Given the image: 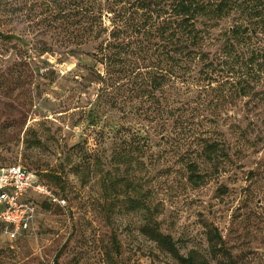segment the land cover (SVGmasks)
<instances>
[{"label":"rangeland","instance_id":"374dc122","mask_svg":"<svg viewBox=\"0 0 264 264\" xmlns=\"http://www.w3.org/2000/svg\"><path fill=\"white\" fill-rule=\"evenodd\" d=\"M15 2L12 20L0 17V31L25 40L0 38V167L37 173L67 205L36 197L37 230L15 241L0 234V264H264V142L231 128L264 130V96L218 109L219 89L166 85L155 95L173 99L188 122L156 128L138 114L148 88L102 84L104 66L87 55L93 42L70 52V9L56 17L46 0ZM138 132L150 141L144 156ZM208 144L219 147L218 170ZM188 160L204 184L190 183ZM150 223L189 261L145 235Z\"/></svg>","mask_w":264,"mask_h":264},{"label":"trees","instance_id":"16d2710c","mask_svg":"<svg viewBox=\"0 0 264 264\" xmlns=\"http://www.w3.org/2000/svg\"><path fill=\"white\" fill-rule=\"evenodd\" d=\"M46 1L48 7L55 5V13L52 9L51 12L56 17L64 16V11L70 9L73 21L69 25L75 29L69 32L77 31L74 34L76 47L71 53L84 52L83 47L92 42L97 45L87 55L93 57L97 65L104 66V76L99 74L102 84L148 88L142 94L148 96L146 102L150 104L141 106L138 114L143 121L156 123L153 124L156 128L159 122L174 117H177V124L188 122L178 115L182 107H177L173 99H166L163 104L155 95L166 85L170 88L202 85L205 89H219L218 109L225 105L237 108L245 99H249L246 105H251L256 96H264L257 91V86L264 85V0ZM15 4V0H0L3 20H12ZM106 18L111 27L106 26ZM0 38L25 42L15 34L2 31ZM51 51L52 48L44 53ZM255 108L253 104L250 109ZM241 124L234 123L231 128L241 131L244 137L256 132L259 136L254 141L255 146L264 142V130L252 123L245 128ZM135 136L136 151L144 156L145 148L151 147L150 141L140 132ZM205 156L208 162L217 163L218 170L222 158L219 147L206 145ZM121 161L130 160L125 155ZM186 165L190 183L204 184L205 175H200L196 163L188 160ZM249 175L256 176L253 171ZM257 181L255 177L254 182ZM32 200L37 206L41 205L36 199ZM144 233L178 259L189 261L179 254L171 236L163 233L158 223H150ZM212 234L223 242L217 231Z\"/></svg>","mask_w":264,"mask_h":264},{"label":"built area","instance_id":"2783aa9c","mask_svg":"<svg viewBox=\"0 0 264 264\" xmlns=\"http://www.w3.org/2000/svg\"><path fill=\"white\" fill-rule=\"evenodd\" d=\"M41 197L51 205L65 207L67 201L37 173L21 165L0 167V234L10 241L29 235L37 229L38 206Z\"/></svg>","mask_w":264,"mask_h":264}]
</instances>
